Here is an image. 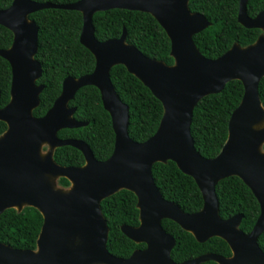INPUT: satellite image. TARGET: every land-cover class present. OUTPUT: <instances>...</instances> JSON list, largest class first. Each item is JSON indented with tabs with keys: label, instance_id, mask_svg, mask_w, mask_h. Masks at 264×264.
Listing matches in <instances>:
<instances>
[{
	"label": "water",
	"instance_id": "95a60500",
	"mask_svg": "<svg viewBox=\"0 0 264 264\" xmlns=\"http://www.w3.org/2000/svg\"><path fill=\"white\" fill-rule=\"evenodd\" d=\"M247 2L239 0L238 23L264 30V11L249 17ZM42 9L81 13L79 42L91 52L95 65L90 74L65 78L52 106L42 117H34L43 86L37 84L42 69L34 59L37 27L29 16ZM110 9L150 14L169 39L173 64L148 58L126 43L124 28L118 38L98 41L92 17ZM0 25L12 33L11 45L0 49V57L11 70L9 101L0 108V121L6 124L0 135V214L27 206L42 216L36 248L22 250L0 243V264H264L257 242L264 231V107L258 95V83L264 77V34L252 44L234 43L219 57L206 58L193 36L211 23L191 12L188 0H78L62 5L12 0L0 9ZM116 65L135 76L162 105L158 127L144 142H134L128 135L129 108L110 79ZM232 80L242 84L241 100L229 117L222 148L213 158H204L195 150L190 134L193 109L203 97L220 93ZM84 86L99 91L110 116L114 143L104 161L96 160L83 141L57 136L61 129L87 124L75 120V108L68 105ZM45 145L48 149L43 152ZM66 145L82 153V166H60L54 161L55 149ZM167 161L194 180L202 197L198 211L185 213L161 196L152 165ZM230 176L238 177L259 204V215L248 233L239 228L241 215L221 219L218 214L215 186ZM61 177L69 186L57 184ZM120 190L135 195L139 212L137 226L121 225L120 230L134 243L145 245L127 258L108 252V227L100 208L103 199ZM163 219L175 222L198 242L223 239L231 255L205 253L174 262L170 250L175 239L163 229Z\"/></svg>",
	"mask_w": 264,
	"mask_h": 264
},
{
	"label": "trees",
	"instance_id": "16d2710c",
	"mask_svg": "<svg viewBox=\"0 0 264 264\" xmlns=\"http://www.w3.org/2000/svg\"><path fill=\"white\" fill-rule=\"evenodd\" d=\"M38 3L50 2L62 5L78 0H31ZM239 0H188L191 12L202 14L211 25L193 36V42L206 58L215 59L226 52L234 43L241 47L252 44L264 33L255 28H245L237 21ZM12 0H0V9H5ZM264 11V0H248L246 14L254 17ZM37 27V49L34 59L41 65V76L37 84L43 89L39 104L33 110L34 117H42L58 97L62 81L67 77L79 78L90 74L95 65L91 52L79 42L82 26L81 13L74 10L42 9L29 16ZM94 36L98 41L118 38L122 29L126 31V43L133 45L148 58L166 65L173 64L170 56V42L160 25L148 13L124 9H110L96 12L92 17ZM12 42V33L0 25V49H7ZM110 79L122 103L129 108L128 135L134 142H144L156 131L162 116V105L135 76L122 65L110 70ZM11 70L8 62L0 57V108L9 101ZM243 93L240 81L228 82L217 94L203 97L194 107L190 134L195 150L204 158H213L222 148L227 137L228 120L238 106ZM258 95L264 107V77L258 83ZM75 108L73 118L86 125L64 128L58 131L60 139H74L88 145L93 157L106 160L112 153L114 133L108 112L102 106L99 91L94 86L77 90L69 101ZM6 124L0 121V135ZM264 149V145H263ZM54 161L60 166L79 167L84 164L82 153L69 145L56 148ZM152 177L161 196L177 204L185 213L198 211L202 206L201 193L194 180L183 174L176 165L167 161L152 165ZM61 187L69 186L66 178H59ZM218 199V214L227 219L241 215L239 228L248 233L258 215L259 205L249 188L235 176L221 179L215 186ZM102 215L108 227L105 246L110 254L127 258L143 243H134L120 230L121 225L137 226L138 209L136 197L128 190L103 199L100 203ZM42 216L33 207L21 211L6 209L0 214V243L17 249L36 248ZM163 229L175 239L170 250L171 259L182 262L205 253L229 256L227 243L218 237L198 242L175 222L163 219ZM258 246L264 253V231L258 237ZM202 264H217L207 261Z\"/></svg>",
	"mask_w": 264,
	"mask_h": 264
},
{
	"label": "flooded vegetation",
	"instance_id": "af4514ba",
	"mask_svg": "<svg viewBox=\"0 0 264 264\" xmlns=\"http://www.w3.org/2000/svg\"><path fill=\"white\" fill-rule=\"evenodd\" d=\"M238 4H239V1H238ZM256 15H257V14H256ZM256 15H255V16H256ZM255 16H254V17H255ZM251 18H252V17H251ZM259 30H260V29H259ZM261 31L264 32V30H261ZM262 34H264V33H262ZM263 145H264V144H263ZM262 148H263V147H262ZM263 150H264V149H263ZM57 181H58V180H57ZM57 184H58V183H57ZM58 185H59V184H58ZM59 186H60V185H59ZM249 190H250V189H249ZM251 193H252V192H251ZM257 203H258V202H257ZM258 205H259V204H258ZM138 214H139V212H138ZM235 215H237V214H235ZM239 215H240V214H239ZM233 216H234V215H233ZM231 217H232V216H231ZM229 218H230V217H229ZM221 219H222V218H221ZM227 219H228V218H227ZM138 223H139V219H138ZM161 225H162V224H161ZM244 233H245V232H244ZM190 234H191V233H190ZM191 235H192V234H191ZM192 236H193V235H192ZM143 247H145V245H144ZM143 247H142V248H143ZM140 249H141V248H140ZM229 249H230V248H229ZM230 255H231V251H230ZM230 255H229V256H230ZM227 257H228V256H227Z\"/></svg>",
	"mask_w": 264,
	"mask_h": 264
},
{
	"label": "rangeland",
	"instance_id": "374dc122",
	"mask_svg": "<svg viewBox=\"0 0 264 264\" xmlns=\"http://www.w3.org/2000/svg\"><path fill=\"white\" fill-rule=\"evenodd\" d=\"M48 147L45 145L43 148H42V151L45 152L47 151Z\"/></svg>",
	"mask_w": 264,
	"mask_h": 264
}]
</instances>
